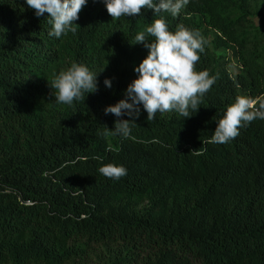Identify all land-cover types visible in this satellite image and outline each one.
<instances>
[{
    "label": "trees",
    "instance_id": "trees-1",
    "mask_svg": "<svg viewBox=\"0 0 264 264\" xmlns=\"http://www.w3.org/2000/svg\"><path fill=\"white\" fill-rule=\"evenodd\" d=\"M160 15L172 32L199 31L195 69L216 81L188 118L147 120L138 105L124 138L106 134L117 117L103 110L137 78L148 49L135 37L159 16L112 20L104 0H86L76 33L56 38L47 13L0 0V264H264V120L207 142L237 96L264 101V0H189ZM73 63L98 73V90L57 104L50 86ZM107 163L127 175L104 177Z\"/></svg>",
    "mask_w": 264,
    "mask_h": 264
},
{
    "label": "clouds",
    "instance_id": "clouds-1",
    "mask_svg": "<svg viewBox=\"0 0 264 264\" xmlns=\"http://www.w3.org/2000/svg\"><path fill=\"white\" fill-rule=\"evenodd\" d=\"M188 3L189 0H104L112 20L141 15L142 9H152L154 16H159L152 20L145 32L135 37V43H142L148 53L134 68L138 76L127 86L125 98L104 108L105 115L111 113L117 117L114 127L111 130L107 128L106 134L128 138L141 104L147 112V120L155 119L157 113L172 111L188 118L199 109L202 97L216 81V77L210 76L207 70L195 69L206 41L199 31L182 24L177 25L175 32L170 31L160 15L168 12L175 17ZM26 4L35 10L37 17L48 14V24L51 25L48 35L59 38L69 32L76 33L79 25L74 21L79 19L78 13L86 5V0H26ZM148 37L154 39L149 40ZM97 75L85 65L73 63L66 71L60 72L50 86L55 90V102L72 105L74 100L84 101L85 94L98 90ZM103 83L108 88L112 86L109 78H105ZM124 116L129 119L121 118ZM257 119L264 120V101L237 96L218 119L207 142L228 143L239 135L240 128ZM191 152L193 155L203 154L197 150ZM98 171L114 180L127 175L124 166L113 163L103 164Z\"/></svg>",
    "mask_w": 264,
    "mask_h": 264
},
{
    "label": "rangeland",
    "instance_id": "rangeland-1",
    "mask_svg": "<svg viewBox=\"0 0 264 264\" xmlns=\"http://www.w3.org/2000/svg\"><path fill=\"white\" fill-rule=\"evenodd\" d=\"M255 23L257 24V23H259V21L258 20H255ZM224 49H222L221 51H220V53H223L224 55H225V57L227 58V59H229V63H228V69H229V71L231 72V73H233V72H235V71H237L238 70V68H239V66H240V61H239V59H237V58H235V57H233V54H232V50L230 49V48H228L227 50H224ZM100 248V247H99ZM104 250H107V248L105 247L104 249H103V251ZM110 252H112V248H109L108 249V253H110Z\"/></svg>",
    "mask_w": 264,
    "mask_h": 264
},
{
    "label": "built area",
    "instance_id": "built-area-1",
    "mask_svg": "<svg viewBox=\"0 0 264 264\" xmlns=\"http://www.w3.org/2000/svg\"><path fill=\"white\" fill-rule=\"evenodd\" d=\"M27 202H29V201H27Z\"/></svg>",
    "mask_w": 264,
    "mask_h": 264
}]
</instances>
